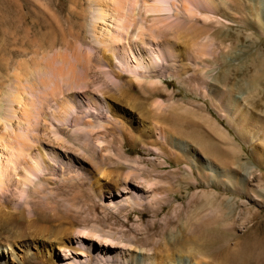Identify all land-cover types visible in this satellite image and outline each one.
Returning a JSON list of instances; mask_svg holds the SVG:
<instances>
[{
	"label": "rangeland",
	"instance_id": "1",
	"mask_svg": "<svg viewBox=\"0 0 264 264\" xmlns=\"http://www.w3.org/2000/svg\"><path fill=\"white\" fill-rule=\"evenodd\" d=\"M56 67L66 80L54 79ZM99 88L112 118L100 113L89 127L64 130L85 178L49 179L42 202L57 200L64 223L87 228L98 248L112 244L108 264H159L176 235L216 217L226 233L214 257L177 251L168 264H264V0H0L5 139L14 137L10 123L52 139L47 125L59 126L71 104L91 102ZM25 108L41 113L40 128L21 121ZM126 179L136 196L119 187ZM36 182L31 197L45 184ZM49 240L16 242L15 259L22 264L30 248L68 264L48 251ZM93 254L88 264H106Z\"/></svg>",
	"mask_w": 264,
	"mask_h": 264
},
{
	"label": "bare ground",
	"instance_id": "2",
	"mask_svg": "<svg viewBox=\"0 0 264 264\" xmlns=\"http://www.w3.org/2000/svg\"><path fill=\"white\" fill-rule=\"evenodd\" d=\"M159 49L160 48L158 47V50ZM152 52H151L152 57L150 56L151 59L152 58L158 59L160 53L158 54V56H156L155 54H152ZM170 53L171 52H169V54ZM142 59L141 60L138 59L139 62L136 68L145 69L147 67V65L143 64L144 62L142 61ZM57 60H55L54 62H56ZM64 60L65 62L68 61L69 64L73 63V62L70 63V61L73 60V59L71 60V57L70 60H67V58H64ZM62 61L60 62L61 66H63V63L65 64V62ZM155 62L153 63L155 64ZM55 64L57 65V63ZM125 67L126 66H124V68ZM57 68L58 67H56L55 70H57ZM66 68H67L66 65H64V69ZM74 68H72L71 66V70L69 69L70 72L74 71L72 70ZM58 69L62 70L63 67L61 68L59 67ZM128 70H132V69H128ZM63 72H65V70ZM63 72L57 70V72L53 73L51 70L50 73H53L54 79L55 77L56 78L62 77L63 79L65 78L66 80V76L63 77L64 75ZM74 72L77 73L76 70ZM74 72L71 73L74 74ZM109 75L107 76L109 78L108 80H110L111 78L109 77ZM71 77L73 78L72 74L70 75V79ZM74 77L76 81L79 78L77 77V75H75ZM60 79L61 78H59L58 81L56 79V86L58 84L61 85V83H63V80L61 79L62 81L61 82ZM67 79H69V77H67ZM83 80L85 79H82L81 82ZM71 81L73 82L72 84L74 85L75 81L74 80ZM71 81L69 82L71 83ZM78 81H80V79ZM83 83L85 86L87 82L83 81ZM63 84L61 85V88L63 87ZM72 84L69 85L71 88L73 86ZM64 85H66V83ZM75 85H77V82ZM79 85H77V87H79ZM113 85L115 86V84ZM56 86L55 88L57 90L58 86L57 87ZM74 87L75 86H73V88ZM61 88L58 87L59 90H61ZM79 88H81V86ZM100 89L101 88H99L98 90ZM74 91H72V93ZM55 93L52 92V94L54 95ZM97 93L98 94L95 96H93L92 94L90 95L89 93L90 95L89 101L91 102H83L80 99L78 100L76 97L77 99L76 105L71 104L69 106L68 113L65 112L62 116H60L61 118L58 120L59 126L47 125L48 123L46 122L47 129L51 131L50 134L52 133V139L46 140L44 139V137L39 136L40 134L39 135L35 134V132L34 134H29L28 132L30 131H28V129L26 130L24 127L20 128V130L18 129L14 130V127L11 123L8 126L12 128V131L14 133V137L12 139L8 141L2 136V132L0 133V264H9L5 258L6 248L8 249L7 252H10L11 255L13 256V263L14 262L18 263L16 260L18 253L14 250V245L17 244L16 242H19L20 244L22 243V245H27L29 247L30 243H28L27 241H31V239H33L34 241L40 242L44 238L52 240L50 242L52 247L48 251L52 252V255L58 257L59 260L60 259L61 260L64 259L66 261L68 260L69 261L68 264H79L80 262H81L80 264H88L87 262L90 261L89 258L94 256L93 253L95 252L97 253L95 257H99L100 260L98 261L101 263L108 264L112 259V257L110 256L111 255L110 248L112 247V244H110L109 242L107 243L104 242L103 244L101 243L103 247L98 248L99 242H97V239L90 238L87 228H79V227L77 228L76 224L78 222L74 221L73 219L67 220L66 223L69 224V226L67 227L65 226L66 223H64L65 221H63V217L62 215H60L61 214L59 212L60 204L56 203L57 200L55 201L54 199H48L49 198L48 197L47 199H45L46 201L42 202V197L44 194H46L45 192H47L49 188V186L46 188V183L48 182L49 179L52 178L54 179L59 177H60L59 179H65V180L85 178V173L83 172V170L86 167L85 160L82 157H80L77 153L71 151L69 147H67L69 145L70 147L71 145H74V141L66 134H64V130L66 129V127L68 128L78 127L81 124H83V126L86 125V127H89L91 126L92 121L88 120V118L91 116L98 118L100 117V113H102L106 119L112 118L111 116L112 114H110L111 112H109L110 110L109 106L111 108V105H109L104 95H102V93L104 94V92L102 91L100 94L99 92ZM74 96L75 95H73V97ZM120 99H122V97ZM69 100L71 101V99ZM69 100L67 102H69ZM40 114L38 116L31 117V115L28 113L26 108L22 109L20 116L21 121L25 122L30 128L35 127L38 129L43 124L42 123L43 120L41 121ZM86 131L88 135L91 134L90 130L86 129ZM84 134L85 133H83L82 135L80 134L79 137L81 138L86 136L85 138H87V134L86 135ZM96 139L101 140L99 137H97ZM111 142L113 141H110L109 143ZM85 146H87V144ZM36 181H38V183L42 181L45 184L40 190L38 189L36 190L37 196L36 197L34 196L35 197L34 199V197H31V192H32V188H34V186L37 183ZM130 183L131 182L128 179L123 180L122 183L119 185V187H122L123 189H130L132 195L136 196L137 195L136 193H138L137 189H135V187H132ZM99 187L101 190L103 189L101 184L99 185ZM37 202L39 204H42L45 209L39 210L36 207ZM221 231L224 230L220 227L219 218L216 217L210 220L209 222H207L205 225L197 226V232L192 231L193 232L192 234L186 236L185 235L181 236L180 234L176 235L174 241H171V245L173 249L164 247L159 250L160 251L159 255L162 256V261L159 262V264H168L169 262L168 260L170 258L172 259V256L177 251L181 253L187 251L188 254L191 253L193 254V256L194 255L199 256V254L202 255L207 254L205 256L214 257L216 254V247L220 241V237L222 236V234L224 235L226 233L225 231L224 232ZM87 239H91L93 242H88ZM30 250L32 249L28 248L27 252H25L23 257L21 258L22 264H26V262H32L34 260L36 261L40 260L41 264H49L48 262L49 260L41 259V257H39L37 254H33V255L30 254ZM82 257H85L84 259L86 262H84V259L82 260ZM117 259L118 256L116 255V260ZM200 262L202 261H199L198 264ZM180 263L183 264L180 261L175 262L174 264H180Z\"/></svg>",
	"mask_w": 264,
	"mask_h": 264
}]
</instances>
